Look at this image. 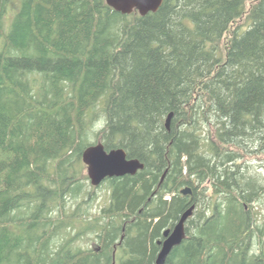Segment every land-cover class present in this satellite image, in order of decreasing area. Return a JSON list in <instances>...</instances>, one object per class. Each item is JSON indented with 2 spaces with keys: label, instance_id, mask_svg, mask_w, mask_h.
Returning a JSON list of instances; mask_svg holds the SVG:
<instances>
[{
  "label": "trees",
  "instance_id": "16d2710c",
  "mask_svg": "<svg viewBox=\"0 0 264 264\" xmlns=\"http://www.w3.org/2000/svg\"><path fill=\"white\" fill-rule=\"evenodd\" d=\"M91 132L144 164L104 180L97 213L81 161ZM253 154L264 0H163L143 16L0 0V264H155L191 204L164 264H264V175L240 162Z\"/></svg>",
  "mask_w": 264,
  "mask_h": 264
},
{
  "label": "water",
  "instance_id": "95a60500",
  "mask_svg": "<svg viewBox=\"0 0 264 264\" xmlns=\"http://www.w3.org/2000/svg\"><path fill=\"white\" fill-rule=\"evenodd\" d=\"M105 2L109 7L122 14H130L136 11L143 16L149 12L157 11L163 0H105ZM172 116L173 112H169L165 118L167 129H169ZM81 161L86 166L87 176L92 186L100 185L107 178L127 174L134 175L144 167L139 159L127 157L123 148L107 150L100 140L88 145L82 151ZM191 192L190 186L180 190L182 195H190ZM194 208L195 204H191L171 228L163 231L162 239L157 242L160 249L155 258V264H164L172 248L179 245L185 238V224L188 218L192 216Z\"/></svg>",
  "mask_w": 264,
  "mask_h": 264
},
{
  "label": "rangeland",
  "instance_id": "374dc122",
  "mask_svg": "<svg viewBox=\"0 0 264 264\" xmlns=\"http://www.w3.org/2000/svg\"><path fill=\"white\" fill-rule=\"evenodd\" d=\"M14 2L15 1H13V3L10 6L11 9L16 4ZM9 16H10V13H9ZM240 23H242V22L240 21ZM100 127H101L100 122H98V123L96 122L92 128V130H94L93 132L94 133L97 132ZM93 132H91V135H89L90 143H94V142H97L99 140L98 137H96ZM240 162H242V164H248L251 167V170H256V171L261 170V172L264 175V154H253L251 156L245 157ZM82 174L87 177V181H85L86 185L88 186L87 189L92 191V193L95 197L94 200L90 203L89 212L97 213L101 207L108 204L109 194H110L109 185L106 181H103L98 186H92L90 184L89 178L87 176L86 166H84ZM253 206H254L255 211H257L258 214L261 213L262 210H264V205L261 202H257L255 204H253ZM76 242H77L76 243L77 246L84 247V248H86L89 244L92 243V242L86 241L84 239L76 240Z\"/></svg>",
  "mask_w": 264,
  "mask_h": 264
},
{
  "label": "bare ground",
  "instance_id": "6f19581e",
  "mask_svg": "<svg viewBox=\"0 0 264 264\" xmlns=\"http://www.w3.org/2000/svg\"><path fill=\"white\" fill-rule=\"evenodd\" d=\"M157 242V241H156Z\"/></svg>",
  "mask_w": 264,
  "mask_h": 264
}]
</instances>
